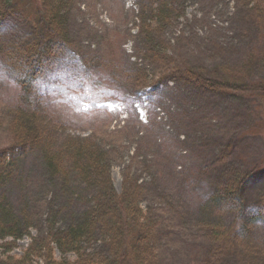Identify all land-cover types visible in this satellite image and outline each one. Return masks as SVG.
I'll return each instance as SVG.
<instances>
[{
  "label": "rangeland",
  "instance_id": "obj_1",
  "mask_svg": "<svg viewBox=\"0 0 264 264\" xmlns=\"http://www.w3.org/2000/svg\"><path fill=\"white\" fill-rule=\"evenodd\" d=\"M10 1L17 15L0 28L2 46L32 33L37 12L43 10L40 0ZM170 3V9L159 12L157 5L151 11V0L55 2L60 11L56 26L67 50L53 61L50 78L42 80L43 123L58 143L67 137L90 138L106 157L116 193L129 183L141 185L135 208L142 211L144 221L156 224L152 244L157 255L149 263L142 262V253H135V248L143 247H135L128 235L121 236L115 255L110 238L101 232L81 244L85 258L102 259L105 264H121L124 255V264H203L217 247L227 245L213 248L207 225L217 224L229 235L231 226L238 227L233 212L209 209L215 189L228 178L232 181L256 170L243 199L253 207L264 195L263 93L214 95L182 82L157 90L151 86L171 62L207 78L264 86V0ZM144 24L159 31L151 36ZM0 70L8 77L0 80L3 149L13 143L9 124L21 89L1 57ZM225 156L227 165L216 174L211 166ZM27 157L8 200L16 211L22 208L37 215L55 195L42 188L41 158ZM74 187L76 198L61 201L69 213L82 211L98 197L84 184ZM28 201L32 208L23 207ZM44 218L41 229L32 228L20 240L0 239V264H48L47 244L57 262L78 261L76 254H62L50 244ZM251 229L252 237L264 245V225L260 222ZM237 245L228 248L219 264H239Z\"/></svg>",
  "mask_w": 264,
  "mask_h": 264
},
{
  "label": "trees",
  "instance_id": "obj_2",
  "mask_svg": "<svg viewBox=\"0 0 264 264\" xmlns=\"http://www.w3.org/2000/svg\"><path fill=\"white\" fill-rule=\"evenodd\" d=\"M47 1L50 2V6L46 4V1L40 0L43 10L39 9L37 12L36 20L32 24V33L20 36L16 40L11 39V43H5L3 46L0 44L2 65L21 89L19 102L12 111L9 124L13 143L0 149V191L3 192V194L0 193V239L12 237L15 241L20 240L28 236L32 228L39 226L41 229L42 218L45 217V224L50 230L47 234V236L50 235L48 241L51 240L50 244L58 248L62 254H76L79 259L75 264L106 263L102 259L97 261L91 257L85 258L81 254V244L95 238L97 232L110 238L109 244L113 255L122 245L121 236L128 235L135 247H143L142 251H140L141 248H135V253H142L144 255L142 262L149 263L157 255L152 244L155 239L156 224L152 221H144L141 217L142 211L135 208L142 195V186L138 183L134 185L129 183L126 186L124 180L125 188L121 194H117L111 182L110 166L105 165L106 157L92 145L90 138L67 137L58 143L55 134L43 123L42 112L45 110V103L38 83L42 77L48 76L52 70L53 61L67 50L66 43L60 38V27L56 26L59 25L60 11L55 8V2L61 5L63 0ZM169 1L162 0V3L161 0H151L150 9L154 11L152 8L157 5L159 12L167 11L173 5V3L169 4ZM16 15L17 10L11 1L2 0L0 28ZM144 26L150 31L151 36L159 31L153 29L152 24H144ZM3 41L7 42L5 39ZM153 55L158 58L157 53L154 52ZM162 60H168V58L164 57ZM177 82L214 95H237L252 93L256 90L264 94V86L254 88L232 80L207 78L190 68L179 67L174 62L161 70L157 80L151 86L157 90L161 86L166 87L170 83ZM30 155L41 158L44 170L42 188L51 190L55 195L41 207L44 211L37 215L36 212L22 211V208L16 211L8 200V192L12 194L11 189H15L11 185L12 182L18 180L19 174L23 172L21 163L26 162L27 156ZM226 158V156L220 158L212 164L211 168L216 171V174L220 167L227 165ZM256 173V170H252L234 177L232 181L228 178L223 183H219L220 185L211 194L209 209L225 208L233 212L238 227L231 226L233 232L229 235L227 229H217V224L207 225V230L212 236L213 248L215 245L225 243L227 245L217 247L218 250L211 252L208 260L203 264H219L224 260L220 258L226 257L224 255L227 254L228 248L237 244L240 247L238 248L239 264H264L263 241H256L251 235L252 226L260 222L264 225V195L253 207H249L243 199V192ZM75 184H84L93 194L97 191L98 197L95 196L94 201L85 206L82 211L69 213L61 205V201L76 198ZM24 196L28 199L26 194ZM33 205H35L34 209L39 207L36 201ZM23 207H31L29 201ZM131 215L137 219H131ZM46 249L48 264H69L54 260L53 248L50 245L47 244ZM235 256L238 257V254ZM122 259L124 260L121 264H124L127 256L124 255ZM109 261L111 259H107V262Z\"/></svg>",
  "mask_w": 264,
  "mask_h": 264
},
{
  "label": "snow or ice",
  "instance_id": "obj_3",
  "mask_svg": "<svg viewBox=\"0 0 264 264\" xmlns=\"http://www.w3.org/2000/svg\"><path fill=\"white\" fill-rule=\"evenodd\" d=\"M7 78V74L4 71L0 70V80H7Z\"/></svg>",
  "mask_w": 264,
  "mask_h": 264
}]
</instances>
